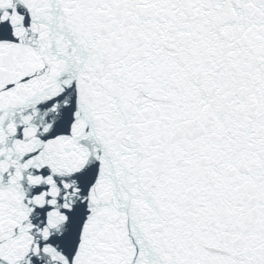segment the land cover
<instances>
[{
    "label": "snow or ice",
    "instance_id": "snow-or-ice-1",
    "mask_svg": "<svg viewBox=\"0 0 264 264\" xmlns=\"http://www.w3.org/2000/svg\"><path fill=\"white\" fill-rule=\"evenodd\" d=\"M0 264H264V0H0Z\"/></svg>",
    "mask_w": 264,
    "mask_h": 264
}]
</instances>
